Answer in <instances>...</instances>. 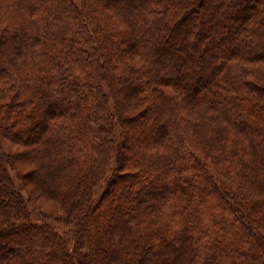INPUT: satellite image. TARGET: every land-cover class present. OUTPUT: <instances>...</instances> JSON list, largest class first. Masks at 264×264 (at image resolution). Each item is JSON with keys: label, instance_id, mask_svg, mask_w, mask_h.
<instances>
[{"label": "trees", "instance_id": "1", "mask_svg": "<svg viewBox=\"0 0 264 264\" xmlns=\"http://www.w3.org/2000/svg\"><path fill=\"white\" fill-rule=\"evenodd\" d=\"M0 264H264V0H0Z\"/></svg>", "mask_w": 264, "mask_h": 264}, {"label": "rangeland", "instance_id": "2", "mask_svg": "<svg viewBox=\"0 0 264 264\" xmlns=\"http://www.w3.org/2000/svg\"><path fill=\"white\" fill-rule=\"evenodd\" d=\"M14 149H12L14 152L17 153V151H20V149L17 146H13ZM30 158V157H28ZM32 159V158H30ZM10 169V173L14 179V182L16 183L17 187L20 188L22 191V186L20 183L21 178L18 174V170L20 169L22 174L30 173L31 169L35 168L32 164H26V165H20L19 168L15 166L8 165ZM15 167V168H14ZM18 169V170H17ZM20 172V171H19ZM24 172V173H23ZM68 175V174H67ZM66 175V176H67ZM69 176V175H68ZM67 176V177H68ZM67 179V178H66ZM68 186V185H65ZM64 184H59L57 186V189L60 191L64 190ZM30 189V188H29ZM33 189V188H31ZM30 189V190H31ZM104 188H101L97 192V196L99 197L103 193ZM24 197L29 201L28 202V208L30 211V218L34 221H37L39 223L47 222L54 226L59 232H61L64 236L67 238H71L70 228L66 227L64 223H60L56 221L55 217H59L63 215L60 211V205L59 202L53 199H47L45 197H42L41 195H37L35 192L34 194L31 192L28 193L25 190L23 191Z\"/></svg>", "mask_w": 264, "mask_h": 264}]
</instances>
